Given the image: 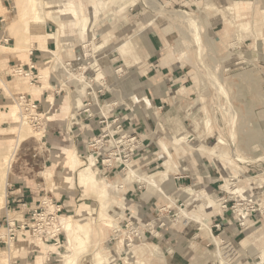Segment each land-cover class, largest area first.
Wrapping results in <instances>:
<instances>
[{
    "label": "rangeland",
    "instance_id": "obj_1",
    "mask_svg": "<svg viewBox=\"0 0 264 264\" xmlns=\"http://www.w3.org/2000/svg\"><path fill=\"white\" fill-rule=\"evenodd\" d=\"M93 1L71 0L74 13L63 17L59 13L63 0H5L8 12H0V20H4L0 29H6L8 21L20 25L15 36L6 29L17 43L14 51L20 49V43L28 42L30 34H37L40 44L57 41L59 36L61 43L69 45L51 48L55 52L48 54L45 75L49 73L50 79L46 83H70L74 96L99 86L103 89L99 99H108L107 109L122 102L128 106L134 126H139L140 119L146 121L148 136L107 128V136L94 143L107 152L100 161L103 169L124 170L121 178L128 181L131 193L112 182L108 174L106 182L95 175L96 182L94 177L85 186L79 182L81 187L69 193L71 205L66 210L51 198H44L25 221L22 208L14 210L8 221L11 230L17 231L13 238L0 222V264H98L100 260V264H264V235L254 246L258 225L248 221L257 209L252 188L260 185L257 192L264 193V180L260 181L264 179V153L253 165L252 141L240 139L251 131L248 120L258 115L243 100L264 96L238 91L236 86L237 80L242 83L244 79L238 72L264 68V0H100L96 10ZM152 35L168 38V53L162 59L173 64L171 68H181V73L189 71L193 81L187 96L184 90L173 88L164 107L140 99L135 90L142 85L137 73L145 64L140 57L142 38ZM76 54L78 61L73 56ZM15 78L6 86L18 91L23 87L21 91L27 92L28 81ZM258 79L264 82L262 75ZM2 87L5 85L0 81ZM5 90L8 104L0 109V168L7 172L9 165V170L7 181L0 178V213L4 212L17 161L24 158L22 153L36 147L45 129L43 116L38 128L21 119ZM57 96L58 105L64 94L58 90ZM157 147L163 159L150 164V171L140 169L136 155L147 148L156 153ZM175 151L182 160L191 162L186 167L188 174H192L191 167L196 170L206 159L213 163L223 175L222 193L205 191L200 186L201 176L196 175L175 197L166 166ZM106 159L113 164L104 162ZM163 161L166 170L160 172L163 169L156 165ZM143 177L154 178L157 186L138 182ZM144 199L149 200L146 205ZM54 205L60 207L59 221L69 217L73 227H81V238H70L68 244L63 227L56 222L57 236L38 240L32 214L48 213ZM217 213L244 215L240 220L243 225H239L240 216L236 218L242 235L232 241L231 234L224 233V226L215 220ZM48 228L49 232L53 226L49 223ZM152 228L161 235L151 232Z\"/></svg>",
    "mask_w": 264,
    "mask_h": 264
},
{
    "label": "crops",
    "instance_id": "obj_2",
    "mask_svg": "<svg viewBox=\"0 0 264 264\" xmlns=\"http://www.w3.org/2000/svg\"><path fill=\"white\" fill-rule=\"evenodd\" d=\"M4 2L5 0H0V12H8ZM0 17H2L1 14ZM53 18L55 19V17ZM49 20L52 21L51 19ZM29 37L28 42L19 44V50L14 51L12 49L11 51H2L0 48V81L5 85V87L0 88V109L7 107L6 104H8V99L4 95V89L7 88L5 91H7L8 96H11V99H9L11 102H13L14 97L17 95H26L29 97L30 101L37 105L38 112L45 120V129L39 140L36 141V147L28 150L26 153H22L24 158L17 161L14 167L15 170L10 177L7 194L5 195L4 212L0 213V222L5 224L6 228H8L10 224V222H8L10 216L15 215V213H12L14 210L22 208V211L20 210L21 218L24 221L28 220L31 212L36 209L44 198H51L65 210L69 208L68 206L71 205V203L68 199V195L74 188L81 187L79 183V172L90 163V160L94 161V179L95 175H98L100 181L103 182L108 178L105 174H108L109 177L114 179L112 182L119 183V185L121 184V188L126 187V192H129L130 188L127 184L128 181L121 178V173H123L124 170L121 169L119 171L111 169L106 171V169H103L100 161L102 158L106 157L107 152L103 147H96L94 143L99 141L101 137L107 136V128L113 129L115 132L123 131L126 133H139V136H148L146 121L140 119L139 126L135 125V127L133 118L128 112V106L124 103H118L120 105L117 107L107 109V103L105 102L108 101V99L106 101L103 100V102L99 99L101 98L100 94L103 93V89L99 88V86L83 94L78 92L74 96V94L71 93L73 85L70 83H66L65 85L60 83L53 84L52 82L50 84L49 81L46 83V81L50 79L49 73L45 75L47 68H49L46 67V65L49 64L48 54H50V52L51 54L55 52L52 51L51 48H56V44L57 46H67L69 44L66 42L61 43V40H58L60 39L59 36L57 37V41L49 39L45 41L44 44H40L39 36L35 33L30 34ZM13 40L14 39L8 35L6 29H0V47L5 49L17 47V43ZM10 41H13V43L9 44ZM141 45V54H143L140 57L145 64L143 71L137 73L138 78L142 79V85L139 86V89L137 88L138 90L135 89L140 92V99H147L154 104V107H157L158 104L164 107V105L167 104V95L175 87H177V90H184V94L187 96L191 91L188 92L187 90L192 88L193 82L190 72L185 71L181 73V68H171L170 66L173 64L163 60L164 55L168 53L166 52L167 46L169 45L168 38L152 35L147 38H142ZM25 47L30 49L28 53L24 50ZM73 56L77 57V61L79 60L78 54ZM67 60V62L72 63L68 58ZM74 61L76 62L75 59ZM14 67H21L24 71H30L32 75L38 77L34 85H31L27 78L20 77L21 79L27 80L29 83L30 88L27 92L21 91L23 87H20V91H18L16 89L10 90L8 86H6V84H11L16 79V76L13 75ZM29 67H33L32 70L29 69ZM261 69L260 71L258 68L253 67L238 72L237 76L242 75L244 79L242 83L237 80V90L252 91L258 96H264V82L258 79L260 75L264 77V68ZM257 71L259 72L257 73ZM39 76H42V78H39ZM39 79H41L42 83H40L41 81ZM58 90H60L64 96H61L63 97V101L57 105ZM130 91L132 90L130 89ZM106 93L110 94L107 90ZM243 102L248 103V105L253 107L254 111L258 113V115H254L252 119L248 120L249 125H252L250 127L251 131L244 133L240 137V139L252 141V157L254 158L253 165H255L257 160L260 159V155L264 153V97L255 98L252 101L243 100ZM115 105L116 103H113V106ZM243 105L245 106V104ZM86 108H89L92 113L91 116H87L84 113ZM25 141H27V139L23 140L22 143ZM158 152V147L156 153H152L148 148L144 149L136 155L135 162H139L138 166L140 169L146 168V170H143L146 172L150 171V164L155 162V160L158 162L163 159L162 155ZM107 161L113 164L111 160H104V162ZM188 161L189 160H182L181 156L177 155L175 151L172 153V162H166V166L168 167L167 181L170 182L172 194L175 195V197H177L186 185L192 182L193 177H196V175L201 176L202 183L200 186H202L205 191H216L217 194L222 193L223 185L221 183L223 182V175L213 163L206 159L205 163L197 164L196 170L191 167L189 172L192 174H188L186 172L188 168L186 167L191 166V162ZM163 164H165L164 161L160 165H156V168L160 167L163 169V171L160 172L166 170ZM201 165H203V168L200 167ZM152 167H154V165H152ZM184 168L186 169L184 170ZM263 180L264 179H260L261 182ZM259 189L260 185L259 187L252 188L254 197L257 199V204L255 203L257 209L253 214L251 213L248 218V221H252L253 225H258L254 228L253 233L254 246H257V238L259 237L260 240V236L264 235V193L262 196L260 191L257 192ZM129 193H131V190ZM149 200H151V198ZM149 200H142L143 204L146 205ZM228 200L233 202L230 197ZM236 218L237 216L234 213H231V215L229 213L226 215L217 213L215 215V220L219 221L220 224L224 226L223 232L231 234L233 238L232 241L242 235V231L237 225ZM153 229L154 228H152V230ZM152 230L151 232L161 235V232H158L157 229H154V231ZM213 249H211V252L214 251ZM171 251L172 255L177 253L174 248L171 249ZM169 257L171 258V256ZM183 258L184 257L181 256L179 259L182 260ZM174 260L177 261V259Z\"/></svg>",
    "mask_w": 264,
    "mask_h": 264
},
{
    "label": "built area",
    "instance_id": "obj_3",
    "mask_svg": "<svg viewBox=\"0 0 264 264\" xmlns=\"http://www.w3.org/2000/svg\"><path fill=\"white\" fill-rule=\"evenodd\" d=\"M2 21L3 20H0V23ZM32 68L33 67H29V69H31V70H32ZM13 75L16 77L27 78L31 85L36 84V82L38 80V77L32 75L30 71H24L21 67H14ZM13 103L16 105V107L18 109V112H19L21 119L28 121L33 128H38L39 126H41V120H42L41 116L42 115L38 112L37 105L34 102L30 101L29 97H27L26 95H17L16 97H14ZM84 113L87 116H90V114H91L89 108H86L84 110ZM116 133H118V132H116ZM108 136L110 137V135H108ZM111 137H113V135ZM59 212H60V207L58 205L55 207V205H54V206H52L51 211H48V213H41L40 215L39 214H32L31 219L35 220V225L37 227V229L35 231H37L36 233L40 235L38 240L43 242V240L46 241V239H54L55 238L57 227L54 225L56 222L60 223V221H59L60 217L57 216L59 214ZM238 215L241 218V219L238 218L239 225H243L242 221L244 220V215L237 213V216ZM240 220H242V221H240ZM49 223L51 224V227L53 226V228L48 232V229H50V228H48ZM33 225L34 224H32V227H33ZM7 229L9 232V237L13 238V236H15V233L17 231L15 230V232H13L11 230L10 224L8 225Z\"/></svg>",
    "mask_w": 264,
    "mask_h": 264
},
{
    "label": "bare ground",
    "instance_id": "obj_4",
    "mask_svg": "<svg viewBox=\"0 0 264 264\" xmlns=\"http://www.w3.org/2000/svg\"><path fill=\"white\" fill-rule=\"evenodd\" d=\"M99 3H101V1L100 0H95V1H93V4H92V6H93V8H94V10H96V6L99 4ZM61 7L59 8V13L60 14H62V16L63 17H65L64 15H70V13L71 12H73L74 13V10H72V4H71V0H63V2H62V4L60 5ZM6 12V11H5ZM76 13V12H75ZM23 16H24V14H23ZM22 17V16H21ZM20 17V18H21ZM23 19H24V17H22ZM22 18H21V20H22ZM18 22H20V21H18ZM22 23V22H21ZM20 24V23H19ZM16 25H17V23H16ZM19 27H20V25L19 26H13V25H11L10 24V22L8 21V24H7V31L10 33V35L11 36H15L16 34V31H18V29H19ZM23 27H21V29H22ZM9 35V34H8ZM6 49H10V50H12L13 49V47H9V48H6ZM30 51V49L29 48H27V50H26V53H28ZM51 53V52H50ZM182 56H184V55H182ZM188 58V57H187ZM182 59V58H181ZM189 59V58H188ZM75 77V76H74ZM66 108H68V107H66ZM66 110V109H65ZM66 112V111H65ZM19 114V113H18ZM23 124H25V122L23 123H21V127H22V125ZM25 128V127H24ZM21 130H22V128H21ZM179 140V139H178ZM163 147V146H162ZM164 151H167V149H166V147L164 146ZM168 155H169V153H168ZM93 165H94V161H92V160H90V163L85 167V168H83L81 171H80V173H79V180H80V182L82 183V185L83 186H85L87 183H90L91 182V180L93 179V177H94V169H93ZM0 167H2V166H0ZM8 170H9V165H8V168H7V172H8ZM7 172L4 170V169H1L0 168V178H1V180H5V181H7V176H5V174H7ZM163 174V173H162ZM164 175V174H163ZM135 178V177H134ZM149 178V177H148ZM133 179V178H132ZM0 180V181H1ZM139 181H143V182H145V183H147L148 185H151V186H157L156 184H157V181L153 178V179H147V177H143V178H138V182ZM106 182V181H105ZM109 184H107V183H105V186H108ZM114 188V187H113ZM235 192V191H234ZM4 195H5V192H4V194H3V196H2V198L4 197ZM3 200V199H2ZM51 208V207H50ZM61 218V217H60ZM196 219V218H195ZM68 220H69V217H62V219H61V221H60V224H61V226L63 227V230H64V232H65V234H66V236H67V239H68V244H70L69 243V240H70V238H75V239H77V238H81L82 237V234H80V233H83V232H81V227H79L78 225L77 226H75V227H73L69 222H68ZM86 231V230H85ZM0 236H1V234H0ZM7 236V235H6ZM2 237H3V235H2ZM80 240V239H79ZM46 251V250H45ZM62 257H64V256H62ZM73 257V256H72ZM44 258V257H43ZM66 258V257H65ZM67 261H69V259H71L70 258V256H67ZM100 259V258H99ZM74 260V259H73ZM72 261V260H71ZM101 261V260H100ZM100 261H98L97 263L98 264H100L101 262ZM142 263V262H141Z\"/></svg>",
    "mask_w": 264,
    "mask_h": 264
}]
</instances>
